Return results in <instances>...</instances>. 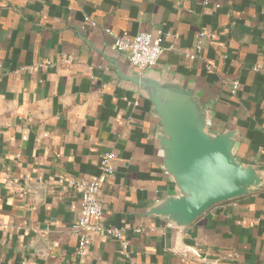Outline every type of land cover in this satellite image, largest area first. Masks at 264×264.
Wrapping results in <instances>:
<instances>
[{
    "label": "crops",
    "instance_id": "1",
    "mask_svg": "<svg viewBox=\"0 0 264 264\" xmlns=\"http://www.w3.org/2000/svg\"><path fill=\"white\" fill-rule=\"evenodd\" d=\"M105 30L159 37L149 69L199 85L210 131L232 125L237 158L264 173V0H0V264H264V180L181 231L142 217L172 184L158 119L119 77L114 60L133 69ZM106 152L100 221L128 245L100 232L79 256L81 194L58 178L91 180Z\"/></svg>",
    "mask_w": 264,
    "mask_h": 264
},
{
    "label": "water",
    "instance_id": "2",
    "mask_svg": "<svg viewBox=\"0 0 264 264\" xmlns=\"http://www.w3.org/2000/svg\"><path fill=\"white\" fill-rule=\"evenodd\" d=\"M119 77L150 102L158 119L155 132L158 162L172 184L165 195L142 211V217H162L178 231L216 203L244 196L263 185L264 173L252 161L236 156L232 125L210 131L212 101L202 88L175 73L134 72L113 61Z\"/></svg>",
    "mask_w": 264,
    "mask_h": 264
},
{
    "label": "built area",
    "instance_id": "3",
    "mask_svg": "<svg viewBox=\"0 0 264 264\" xmlns=\"http://www.w3.org/2000/svg\"><path fill=\"white\" fill-rule=\"evenodd\" d=\"M106 33L112 38L111 48L125 54L128 65L138 72L154 67L161 54L162 47L159 37H153L147 32H140L135 36L115 35L109 30ZM205 32H200L199 37L205 36ZM36 64L34 67L39 66ZM237 87V82H232V93ZM114 157L112 152L103 153L100 156L99 173L87 182L78 183L71 178L60 176L58 183L69 188H76L80 191V211L77 219L71 224V229L77 236L76 252L79 256H84L93 237L105 232L113 235L119 241L122 249H126L128 242L123 238V230L120 228H104L100 217L102 214V205L98 199L100 190L107 179L112 175L113 169L110 160ZM143 227H135L134 232L141 233Z\"/></svg>",
    "mask_w": 264,
    "mask_h": 264
}]
</instances>
